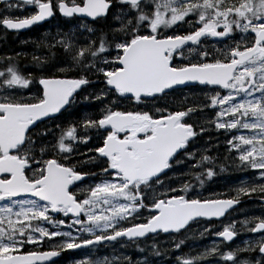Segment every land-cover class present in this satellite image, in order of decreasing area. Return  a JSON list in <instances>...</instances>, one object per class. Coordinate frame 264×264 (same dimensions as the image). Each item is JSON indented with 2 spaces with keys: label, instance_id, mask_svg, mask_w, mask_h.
<instances>
[{
  "label": "snow or ice",
  "instance_id": "obj_1",
  "mask_svg": "<svg viewBox=\"0 0 264 264\" xmlns=\"http://www.w3.org/2000/svg\"><path fill=\"white\" fill-rule=\"evenodd\" d=\"M0 4V25L8 30L60 17L73 24L36 43L48 54L33 53L23 68L17 57L24 53L0 57V264H58L69 250L174 237L193 224L220 243L192 255L182 252L183 239L173 240L175 264H204L208 257H219L214 264H264V216L240 221L241 229L236 221L222 223V230L211 224L242 196L264 201V0ZM21 5L34 10L12 16ZM184 89L200 98L193 105L188 96L168 102ZM82 93L84 101L99 103L96 112L74 110ZM205 110L213 115L207 123L230 136L227 151L236 168L251 173L231 198H203L189 182L177 188L162 179L185 164L180 176L200 187L216 175L213 157L197 160L190 150L207 131L194 127L192 114ZM85 165L91 167L85 171ZM241 230L258 238L231 249L227 242Z\"/></svg>",
  "mask_w": 264,
  "mask_h": 264
},
{
  "label": "trees",
  "instance_id": "obj_2",
  "mask_svg": "<svg viewBox=\"0 0 264 264\" xmlns=\"http://www.w3.org/2000/svg\"><path fill=\"white\" fill-rule=\"evenodd\" d=\"M13 16L16 17V15H13ZM54 23H58L57 25L58 27H60L59 29L65 30V31L73 26V24H65V19H62V18L56 19V22ZM52 26H53V23L50 25H45V27H41L36 30H32V32L30 31V33L28 32L26 34L27 35L26 39H18L17 37L14 36V34L6 33L7 35L6 42H9L10 45L6 44L5 50L0 51V55H2L3 57H6V56L15 57L17 53L29 54V52H32V51H34L36 55H47L48 50L44 48L43 45L37 48L36 43H38L41 40H48V41L51 40V36H54L56 34ZM46 32L50 33L51 35L48 37H45L44 33ZM13 39L21 43L17 44L15 42L16 44H14ZM1 44L2 42L0 41V48H3ZM31 56L22 55L20 57H17L19 64H21V66L22 64L23 65L30 64ZM87 91L91 92V91H94V89L89 87ZM195 93H198V91ZM183 96H188L187 103L189 105H193V102L198 99V98H194V94L192 91L185 89L183 92V95H181L180 93H177L175 94V96L168 97L167 100L169 103H175V102H179L180 100H183ZM81 99L83 100L82 94L77 97V104L74 106V110L80 109L81 111L87 110L90 112L91 110L98 109L99 103L95 101H91V102L85 101L88 107L86 109H81L82 107V103L80 101ZM91 105H95V106L93 107ZM211 119H213V115L211 112L207 110H205L203 113L196 111L192 114V118L190 122L193 123L194 127L197 130H199V128L202 126L206 128L207 131L204 133H201V135L196 138V142L195 144L191 145L190 150L196 152L197 160L200 158L201 155H207V156L213 157L214 165H215L214 170L216 172V175H214L210 180H206L203 187H200L199 183L191 176H180L181 171H184V172L188 171L187 165L185 164V165H178L177 171L175 174H173L172 172L169 173V177H171V179H169V177H162V179H164L165 184H172L173 186L177 188L181 186V181L189 182L193 186H195V190L201 193L203 198H213V194H222L221 198H231L235 196L236 194L235 189L238 186H240L241 181L245 180L246 177H250L251 173L236 170L237 168L235 164L233 163L229 152L227 151L228 145L226 143V140L230 138V136H225L222 131L216 134V130L211 127L212 124L207 123V121ZM79 147H80V150L85 151V152L87 151V146H85L84 148H82L81 146ZM77 159L84 160V159H87V157L81 156V157H77ZM221 166L225 168V171L223 172L220 171ZM84 167H86V165ZM228 171H229V175H226L225 173H227ZM242 172L244 174L243 176L241 175ZM177 177H180V178L177 179ZM208 190H211V191H208ZM242 199H250V198H248L247 196H242L240 200ZM254 199H259V198L254 194L250 200H254ZM248 204H249L248 207L241 212L243 217L244 215L249 214V213H250V216H253V217L264 216V205L260 203H256V202H249ZM248 208H250L249 211H247ZM237 220H239V218H237ZM172 251L173 253L175 252L174 247L172 248Z\"/></svg>",
  "mask_w": 264,
  "mask_h": 264
},
{
  "label": "rangeland",
  "instance_id": "obj_3",
  "mask_svg": "<svg viewBox=\"0 0 264 264\" xmlns=\"http://www.w3.org/2000/svg\"><path fill=\"white\" fill-rule=\"evenodd\" d=\"M13 2H15V1H13ZM15 10L17 11L16 14L18 17H24V16L30 14L34 9H33V6L21 5V8L14 9L13 11H15ZM13 11L11 14H13ZM0 28H1V26H0ZM1 29H0V41L2 42L1 46H3V48H0V51L5 50L6 44L10 45L9 42H6V39H7L6 33H8V32L6 30H4L3 28H1ZM13 40H14V42L13 41L12 42L14 44L21 43V42H17L15 39H13ZM32 53H35V52L32 51L26 55L31 56ZM0 57H3V56L0 55ZM6 57H8V56H6ZM0 67H3L2 63H0ZM84 94L85 93H82V95H84ZM193 94H194V98H200L199 92L193 93ZM79 98H81V97H79ZM80 101L82 103L81 109H86L87 108L86 106H88V105H86L85 101H83L82 99ZM96 107H98V106H96ZM97 110L98 109L91 110L90 113H94ZM211 127L214 128L216 130V132H221V131L223 132V130H217L214 125H211ZM80 146L82 148L85 147V145H80ZM225 174L229 175V171ZM248 178L249 177H246L245 179H248ZM208 191H211V190H208ZM231 221H233V218L229 217V219L225 220V222H223V224H228ZM212 225L214 226L216 224H212ZM220 228H222V223H218L217 226H214L215 230H218ZM65 230H67V229H65ZM203 231H204V225H202V224H196L195 226L191 227V229L183 235V239L185 237V240H188V241L193 240L194 243L186 244V247H193L194 246V248H200V250L203 252L206 248L210 247L213 244V241L220 243L217 239L206 241V238L204 236L207 235L208 233H205L202 236L201 232H203ZM198 232L200 233V235L197 234ZM256 238H258V237H256ZM173 240H178V238L176 236H174V237L164 236L162 238H160L158 236V237L152 238L151 240H149L147 242H142V243L139 242V244L136 246V249L137 250H139L141 248L144 249V251H142L143 254L140 256H133L134 255V248H133L132 244L125 243V242L124 243L121 242V243H114V244H106V245L100 246L94 250H91V251L89 250L88 252H84L78 256L71 255L69 258H67L68 262H66V263L72 264L73 260H81V259H84L85 257H90L93 260L98 259V258L103 259L104 257H108L109 260H112L113 257H117V259L113 261V264H117V262H119L120 264H128V262L124 259V257H129V258H131L132 264H137V262H140V264H144L145 261L147 262V264H168L169 260H172L171 259V249L174 247ZM201 242H204V243H201ZM153 244H155L156 248L160 251V253H161L160 256H156L154 254V250L152 247ZM45 247H47V246H45ZM127 248H129V250H126ZM201 248H203L204 250ZM222 248L224 251L230 250V249L224 247V245ZM225 249H227V250H225ZM133 258H137V259L139 258V259L136 260ZM209 259H211V258H209ZM209 261H212L214 264L215 260H209ZM172 262H173V264H175L174 260H172ZM63 263H65V260H63V262H60L58 264H63ZM205 264H208V261Z\"/></svg>",
  "mask_w": 264,
  "mask_h": 264
},
{
  "label": "flooded vegetation",
  "instance_id": "obj_4",
  "mask_svg": "<svg viewBox=\"0 0 264 264\" xmlns=\"http://www.w3.org/2000/svg\"><path fill=\"white\" fill-rule=\"evenodd\" d=\"M242 200H245V199H242ZM241 202H244V201H241ZM250 210V208L248 209V211ZM241 235H243V236H246V237H248V236H254V234H252V233H248L247 231L246 232H242V233H240ZM208 240H214V236L212 235L211 237H208L207 239H206V241H208ZM201 249H203V248H201ZM232 249H234V248H232ZM196 250H200V248H196ZM204 250V249H203ZM197 253H200V252H197ZM67 254V253H66ZM243 257L242 258H246L249 254H247V253H242L241 254ZM252 255H255V254H252ZM209 260H217V259H207V261H209ZM207 261H205L204 262V264L207 262Z\"/></svg>",
  "mask_w": 264,
  "mask_h": 264
},
{
  "label": "water",
  "instance_id": "obj_5",
  "mask_svg": "<svg viewBox=\"0 0 264 264\" xmlns=\"http://www.w3.org/2000/svg\"><path fill=\"white\" fill-rule=\"evenodd\" d=\"M45 22H46V21H45ZM45 22H43V23H45ZM34 26H35V25H34ZM34 26H32V27H34ZM32 27H31V28H32ZM29 29H30V28H28V29H24V30H20V31H16V30H10V31H13V32H25V31H27V30H29ZM263 202H264V201H263ZM237 206H238V204L235 205L234 208H236ZM234 208H233V209H234ZM231 210H232V209H229L228 212L231 211ZM221 218H223V217H221ZM221 218H219V219H221ZM213 219H216V218H213Z\"/></svg>",
  "mask_w": 264,
  "mask_h": 264
},
{
  "label": "bare ground",
  "instance_id": "obj_6",
  "mask_svg": "<svg viewBox=\"0 0 264 264\" xmlns=\"http://www.w3.org/2000/svg\"><path fill=\"white\" fill-rule=\"evenodd\" d=\"M249 209V208H248ZM248 211V210H247Z\"/></svg>",
  "mask_w": 264,
  "mask_h": 264
}]
</instances>
